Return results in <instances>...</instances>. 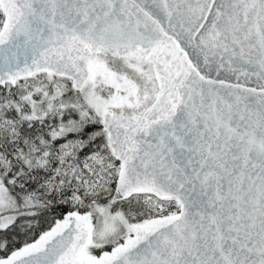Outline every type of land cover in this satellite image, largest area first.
<instances>
[{
    "label": "snow or ice",
    "instance_id": "obj_1",
    "mask_svg": "<svg viewBox=\"0 0 264 264\" xmlns=\"http://www.w3.org/2000/svg\"><path fill=\"white\" fill-rule=\"evenodd\" d=\"M0 264H264V0H0Z\"/></svg>",
    "mask_w": 264,
    "mask_h": 264
},
{
    "label": "water",
    "instance_id": "obj_2",
    "mask_svg": "<svg viewBox=\"0 0 264 264\" xmlns=\"http://www.w3.org/2000/svg\"><path fill=\"white\" fill-rule=\"evenodd\" d=\"M212 75L215 76L216 74L213 72Z\"/></svg>",
    "mask_w": 264,
    "mask_h": 264
}]
</instances>
